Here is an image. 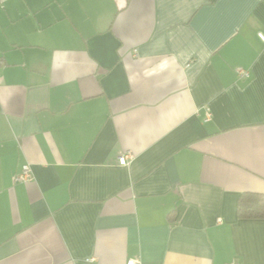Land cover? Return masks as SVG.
Wrapping results in <instances>:
<instances>
[{"label": "crops", "instance_id": "0c3cea01", "mask_svg": "<svg viewBox=\"0 0 264 264\" xmlns=\"http://www.w3.org/2000/svg\"><path fill=\"white\" fill-rule=\"evenodd\" d=\"M259 33L264 0H0V264H264Z\"/></svg>", "mask_w": 264, "mask_h": 264}, {"label": "trees", "instance_id": "16d2710c", "mask_svg": "<svg viewBox=\"0 0 264 264\" xmlns=\"http://www.w3.org/2000/svg\"><path fill=\"white\" fill-rule=\"evenodd\" d=\"M239 218H264V193L244 192L237 202Z\"/></svg>", "mask_w": 264, "mask_h": 264}, {"label": "built area", "instance_id": "2783aa9c", "mask_svg": "<svg viewBox=\"0 0 264 264\" xmlns=\"http://www.w3.org/2000/svg\"><path fill=\"white\" fill-rule=\"evenodd\" d=\"M260 39L264 41V35L259 33L258 34ZM239 74L240 75H247L246 72L244 71H239ZM129 154H125V155H122L119 157V163L120 164H125L126 163V158H128ZM31 176V170H30V167L28 164H24L20 170V172L15 176V180L16 181H26L30 178ZM126 264H141L140 260L139 259H136V258H130L127 260ZM230 264H233V263H230Z\"/></svg>", "mask_w": 264, "mask_h": 264}]
</instances>
